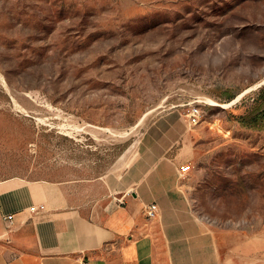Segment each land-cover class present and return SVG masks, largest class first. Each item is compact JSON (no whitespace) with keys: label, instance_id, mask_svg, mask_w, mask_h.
Here are the masks:
<instances>
[{"label":"rangeland","instance_id":"rangeland-1","mask_svg":"<svg viewBox=\"0 0 264 264\" xmlns=\"http://www.w3.org/2000/svg\"><path fill=\"white\" fill-rule=\"evenodd\" d=\"M263 90L264 0H0V177L88 202L179 137L193 214L240 264H264V125L237 120Z\"/></svg>","mask_w":264,"mask_h":264},{"label":"crops","instance_id":"crops-1","mask_svg":"<svg viewBox=\"0 0 264 264\" xmlns=\"http://www.w3.org/2000/svg\"><path fill=\"white\" fill-rule=\"evenodd\" d=\"M179 140L142 157L116 189L88 202L75 201L64 182L0 177V264H240L193 214L179 171L191 145L172 152ZM153 202L159 211L148 219ZM40 204L45 209L31 210ZM258 243L244 240L233 251L251 254Z\"/></svg>","mask_w":264,"mask_h":264},{"label":"built area","instance_id":"built-area-1","mask_svg":"<svg viewBox=\"0 0 264 264\" xmlns=\"http://www.w3.org/2000/svg\"><path fill=\"white\" fill-rule=\"evenodd\" d=\"M202 109L199 106H193L189 112H188V118H189V122L191 124H198L201 121L202 118ZM190 169V165L189 164H185V165H181L179 168V171L181 174H185L186 172H188ZM45 209V205L44 204H40L38 206H32L31 210L34 212H38L40 210ZM159 211V207L157 205L156 202L150 203L149 205L146 206L145 209V215L148 219H154ZM6 220L12 222L13 221V215H8L5 217Z\"/></svg>","mask_w":264,"mask_h":264},{"label":"trees","instance_id":"trees-1","mask_svg":"<svg viewBox=\"0 0 264 264\" xmlns=\"http://www.w3.org/2000/svg\"><path fill=\"white\" fill-rule=\"evenodd\" d=\"M237 120L241 124L250 127L264 125V90L260 93L256 103L246 113L239 115Z\"/></svg>","mask_w":264,"mask_h":264}]
</instances>
